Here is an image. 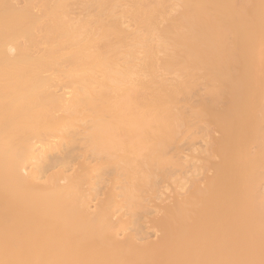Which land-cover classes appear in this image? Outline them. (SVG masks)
Returning a JSON list of instances; mask_svg holds the SVG:
<instances>
[{
    "label": "bare ground",
    "instance_id": "6f19581e",
    "mask_svg": "<svg viewBox=\"0 0 264 264\" xmlns=\"http://www.w3.org/2000/svg\"><path fill=\"white\" fill-rule=\"evenodd\" d=\"M0 264H264V0H0Z\"/></svg>",
    "mask_w": 264,
    "mask_h": 264
}]
</instances>
